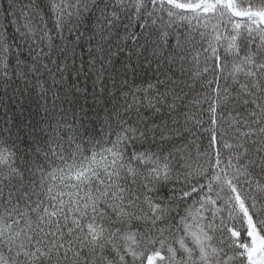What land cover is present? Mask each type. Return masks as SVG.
I'll list each match as a JSON object with an SVG mask.
<instances>
[{
    "label": "snow or ice",
    "instance_id": "6c2138e0",
    "mask_svg": "<svg viewBox=\"0 0 264 264\" xmlns=\"http://www.w3.org/2000/svg\"><path fill=\"white\" fill-rule=\"evenodd\" d=\"M0 110V264H264V0H8Z\"/></svg>",
    "mask_w": 264,
    "mask_h": 264
},
{
    "label": "trees",
    "instance_id": "16d2710c",
    "mask_svg": "<svg viewBox=\"0 0 264 264\" xmlns=\"http://www.w3.org/2000/svg\"><path fill=\"white\" fill-rule=\"evenodd\" d=\"M7 2H8V0H0V5L7 7ZM0 113H2V110H0Z\"/></svg>",
    "mask_w": 264,
    "mask_h": 264
}]
</instances>
